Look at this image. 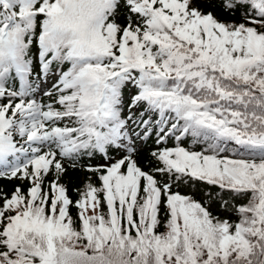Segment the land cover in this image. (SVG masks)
<instances>
[{
  "label": "snow or ice",
  "instance_id": "1",
  "mask_svg": "<svg viewBox=\"0 0 264 264\" xmlns=\"http://www.w3.org/2000/svg\"><path fill=\"white\" fill-rule=\"evenodd\" d=\"M0 264H264V0H0Z\"/></svg>",
  "mask_w": 264,
  "mask_h": 264
},
{
  "label": "trees",
  "instance_id": "2",
  "mask_svg": "<svg viewBox=\"0 0 264 264\" xmlns=\"http://www.w3.org/2000/svg\"><path fill=\"white\" fill-rule=\"evenodd\" d=\"M75 175V177H76V179H75V183L76 184H78L79 182H80V174L79 173H77V174H74ZM9 187H11V185H9Z\"/></svg>",
  "mask_w": 264,
  "mask_h": 264
}]
</instances>
